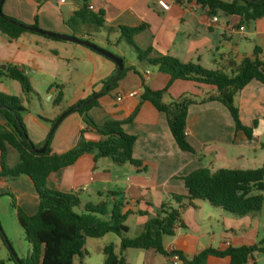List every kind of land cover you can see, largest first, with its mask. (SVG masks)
I'll return each instance as SVG.
<instances>
[{"label":"crops","instance_id":"0c3cea01","mask_svg":"<svg viewBox=\"0 0 264 264\" xmlns=\"http://www.w3.org/2000/svg\"><path fill=\"white\" fill-rule=\"evenodd\" d=\"M54 1H57V6ZM84 2L92 6V10L105 13L103 27L89 23H67ZM2 10L29 26L36 24L40 29L62 33L69 30L72 35L92 42V31L103 29L113 34L114 39L108 38L106 41H113L114 45L121 42L122 31L119 26L137 27L147 24L145 29L136 32L132 38L142 53L148 48L152 49L146 57L147 64L132 62L126 65L124 61L128 70L115 85L114 97L100 95L97 105L90 110L94 121L101 126L109 119H126L139 108L133 122L124 124L122 129L137 136L133 154L143 165L136 167L128 163L118 164L110 158L95 160L94 154L87 153L75 164L52 173L47 180L49 188L77 193L81 201L79 211L87 204L97 205L104 200L109 202V208L115 202H121L122 211L128 212L126 223L133 218L142 230L148 218L155 215L156 209L164 201L171 200L172 193H186L182 178L192 171L202 167L214 171L220 168H258L264 163L263 83L253 80L235 95L241 122L254 127L253 139L238 143L234 142L235 122L229 110L219 101H202L217 93L215 87L191 80H175L170 84L164 95L166 102L182 97L195 100L189 106L186 125L187 139L195 152L181 150L165 114L141 98L144 85L158 90L165 88L170 80L169 75L161 72L156 65L153 66L159 74H150V58L169 55L183 63L192 62L209 70L222 69L228 74L237 70L243 59L253 57L256 49L259 50V59L264 62V17L242 24L239 16L222 12L209 15L195 1L176 0H65L63 3L60 0H4ZM215 16L216 21L213 20ZM21 39L36 44L40 42L35 38H27L24 33L16 40L8 39V44L17 45ZM8 48L7 45H0V60L3 51ZM16 48L10 60L12 64L21 66L23 63L19 57L27 54V51ZM138 66L145 69L144 74L138 70ZM114 73L115 68L111 67L110 74ZM134 90H138V94L130 96L129 93ZM166 96L170 98L168 101ZM71 113L65 116L61 124L74 117ZM79 119L73 143L63 147L61 138L51 146L54 152L63 153L77 144L80 131L86 127L81 115ZM5 122L0 113V124ZM72 126L70 122L64 129L68 131ZM84 135L93 140L102 138L93 128H87ZM82 187L86 189L76 191ZM38 207L39 197L27 214H35ZM208 209H218V213L222 214L214 215ZM226 215L227 212L211 206L207 201L195 200L192 205L181 210V222L174 234L164 237L165 254L157 253L154 249H127L123 255L128 264H173L174 252L191 260L207 248L224 250L233 244L240 246L253 240L249 222L237 220L233 214L229 217ZM235 222L239 223L238 231L233 229ZM247 226L249 229H245ZM221 227L224 230L230 228L231 233L220 234ZM110 244L114 245L117 254L121 253V239L117 234L87 238L85 252L75 259L74 264H107L104 248ZM249 263L252 264L251 259ZM205 264H230V258L209 256Z\"/></svg>","mask_w":264,"mask_h":264},{"label":"trees","instance_id":"16d2710c","mask_svg":"<svg viewBox=\"0 0 264 264\" xmlns=\"http://www.w3.org/2000/svg\"><path fill=\"white\" fill-rule=\"evenodd\" d=\"M176 1H195L207 10L209 15L222 12L226 15L239 16L242 24L264 17V0ZM67 23L71 25L89 23L103 27L105 13L102 10L96 12L90 9L88 3L84 2ZM28 26L4 13L0 14V32L10 41L18 39L27 32L39 34L29 30ZM32 26L38 27L36 24ZM146 27L147 24L137 27L119 26L122 31L120 41L124 40L133 46L140 60L143 58L142 50L135 45L132 38L136 32ZM151 51L152 49L148 48L144 52L145 56L147 57ZM258 54L259 50L256 49L255 55L243 59L237 70L231 74L222 69H205L192 62L183 63L169 55L150 58L149 64L158 66L161 72L169 75L170 80L165 88L158 90L144 85L141 98L151 102L159 112L165 114L179 148L183 151L195 152L186 135L188 109L195 100L182 97L166 102L164 95L175 80H191L213 86L217 93L202 101L216 100L229 110L235 122V143L251 140L254 136V127L246 126L241 122L235 104V95L253 80L264 84V62L259 59ZM131 69L135 68L131 67ZM127 70L124 65L116 80H114L115 74H112L105 82L106 85H110L108 89H112L125 76ZM3 76L20 82L24 94L32 92L26 71L21 66L8 63L5 70L0 68V78ZM58 86L54 84L53 87L58 88ZM98 97L99 95L94 93L91 100L87 102L81 100L71 109V112H78L86 124V127L80 131V138L74 147L63 153L54 152L51 148L53 135H50L46 150L43 153H36L22 119V112L26 111L22 98L0 93V113L6 120L5 124H0V178L29 177L39 197V207L35 214L29 215L20 208L17 211L19 223L30 244L29 255L26 258L20 257V264H74L78 256H83L87 238H100L108 233H115L121 239V253L115 252L113 244L106 246L104 248L106 263L128 264L123 255L127 249H154L157 253L165 254L164 237L174 234L181 222V210L192 205L195 200L207 201L211 206L235 216H245L262 209L264 163L258 168H220L214 171L202 167L192 171L182 178L186 193H172L171 200L164 201L156 209L155 215L144 223L141 232L134 237L128 236L129 228L126 225L128 212L122 211L121 202H115L112 208H109V202L104 200L97 205L87 204L82 211H77L76 209L81 205L77 193H65L49 188L47 180L52 173L75 164L87 153L94 154L95 160L110 158L118 164L128 163L136 167L143 165V162L133 154L137 136L128 134L122 129L124 124L133 122L139 108L126 119H109L100 126L89 115V111L97 105ZM63 100L64 92L61 89L52 99V103L60 105ZM87 128L95 129L102 138L99 140L86 138L84 134ZM8 147L15 149L19 158L18 163L12 168L5 165ZM141 213L146 214V212ZM257 250L264 251V247L243 245L224 250L207 248L191 260L186 259L179 252L175 253L180 256L182 264H205L209 256L229 257L230 264H248L249 259H252V253ZM8 260L19 264L12 253ZM0 264L5 262L2 261Z\"/></svg>","mask_w":264,"mask_h":264},{"label":"rangeland","instance_id":"374dc122","mask_svg":"<svg viewBox=\"0 0 264 264\" xmlns=\"http://www.w3.org/2000/svg\"><path fill=\"white\" fill-rule=\"evenodd\" d=\"M57 6V1L53 2ZM5 14V12L3 11ZM7 15V14H5ZM9 16V15H7ZM44 30V29H43ZM48 31V30H46ZM54 32V31H52ZM63 35L73 36L72 32L67 30L66 33L55 32ZM93 41L110 51L116 56L121 57L126 65L132 62L145 65L146 56L142 53V61L140 62L139 54L136 49L126 41L122 40L119 44L114 45L113 41L107 42L108 38L114 39L113 34H108L103 29L92 31ZM27 38H35L40 40L30 42V40H18L17 45L8 44V37L0 32V45H7L9 48L3 51L0 60V68L2 65L11 63L17 47L27 51V54H21V66L26 71L29 83L32 87L30 94L22 92L20 82L9 77L0 78V93L7 95L19 96L23 100V106L26 111L22 112V119L26 127V132L29 140L36 148H41L47 144L53 128V122L56 121L62 114L71 110L79 101L86 102L93 98L94 93L97 95H105L113 98L116 87L107 91L108 85L105 82L111 76V67L117 71V63L104 56L103 54L89 48L87 46L73 43L64 39H53L40 34L26 33ZM114 45V46H112ZM150 74H159L158 70L153 65H149ZM138 70L144 74L145 69L138 66ZM115 74V73H114ZM54 84L59 85L54 88ZM64 92V101L60 105H54L52 99L57 95L59 90ZM168 101L170 98L165 97ZM74 114V117L67 119L63 124H59L52 134L51 146L59 141L63 147L69 143H73V138L78 130L79 114ZM89 115L92 117L91 111ZM73 126L66 131L64 128L68 123ZM19 161L18 153L15 149L8 147L5 158V165L9 168L14 167ZM1 168V167H0ZM87 196V195H86ZM264 196V192H263ZM38 200L37 191L34 183L26 176L17 179H2L0 178V262L5 264H14L9 261L12 249L19 257L26 258L29 255L30 244L26 238L24 229L21 227L17 211L20 208L27 213L30 207L35 206ZM79 211L78 209H76ZM212 210L214 215L218 213V209ZM226 216H233L227 213ZM237 220H246L251 224V232L253 240L246 242L247 246L257 245L264 247V205L260 211L251 212L245 216H234ZM221 219V218H220ZM222 226V221H221ZM126 225L129 227L128 236L134 237L141 232V228L137 225L133 218H130ZM232 229V226H230ZM236 231L239 230V223L235 222ZM244 227V226H242ZM230 228L222 229L220 234H230ZM249 229V226L245 227ZM239 233V232H238ZM116 236L115 233H110ZM6 236L9 244L4 239ZM229 237V236H228ZM230 238V237H229ZM231 241V239L229 240ZM232 243V242H231ZM230 247H240L235 244ZM228 247V246H227ZM252 263L264 264V251L257 250L252 253ZM251 264V263H249Z\"/></svg>","mask_w":264,"mask_h":264},{"label":"water","instance_id":"95a60500","mask_svg":"<svg viewBox=\"0 0 264 264\" xmlns=\"http://www.w3.org/2000/svg\"><path fill=\"white\" fill-rule=\"evenodd\" d=\"M3 3H4V0H1L0 2V14H3V10H2V7H3ZM28 29L33 31V32H36V33H39V34H42V35H47V36H51V37H54V38H57V39H64V40H68V41H71L73 43H78V44H81V45H84V46H87L89 48H92L94 50H96L97 52L103 54L104 56L114 60L117 65H118V70L116 71L115 73V77H114V80H116V78L119 76L120 72L122 71V69L124 68V60L119 57V56H116L114 55L113 53H111L110 51L104 49L103 47L95 44L94 42L90 41V40H87V39H82V38H79L77 36H69V35H63V34H59V33H55V32H52V31H46V30H43V29H40L38 27H33V26H28ZM2 69H6V65H2L1 66ZM113 80V81H114ZM110 85H108L107 88H109ZM71 112V110H69L68 112L62 114L54 123L53 125V128L51 130V134L52 135L54 133V131L56 130L57 126L61 123V121L65 118V116H67V114H69ZM47 145L48 144H45L43 147L41 148H36L35 146H33V150L36 152V153H43L46 148H47ZM0 229L2 231V228L0 226ZM4 236V239L5 241L7 242V244H9L7 238L5 235ZM10 248L12 249V252H13V255L15 257V259L18 261V263L20 264V257L18 256V254L13 250L12 246L9 244Z\"/></svg>","mask_w":264,"mask_h":264},{"label":"built area","instance_id":"2783aa9c","mask_svg":"<svg viewBox=\"0 0 264 264\" xmlns=\"http://www.w3.org/2000/svg\"><path fill=\"white\" fill-rule=\"evenodd\" d=\"M60 2L63 3V2H65V0H60ZM90 9H93V7L90 6ZM213 20L216 21L217 17L216 16L213 17ZM137 94H138V90H134V91L129 93L130 96H135ZM85 189H86L85 187H82V188L77 189L76 191L79 192V191H82V190H85ZM226 243L229 245L228 241ZM172 262H173V264H182V260H181L180 256L177 253H175V252L172 254Z\"/></svg>","mask_w":264,"mask_h":264}]
</instances>
